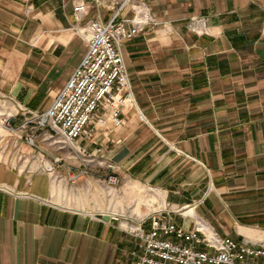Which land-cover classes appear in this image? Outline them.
<instances>
[{"label":"crops","instance_id":"obj_1","mask_svg":"<svg viewBox=\"0 0 264 264\" xmlns=\"http://www.w3.org/2000/svg\"><path fill=\"white\" fill-rule=\"evenodd\" d=\"M77 1L0 0V90L31 111L45 112L81 63L88 22L109 21L125 0H80L88 10L79 18ZM133 2L152 18L121 44L135 106L76 145L113 163L109 174L127 186L148 188L157 198L148 205L177 224L189 204L182 211L221 237L260 245L264 0ZM133 15L127 4L118 18ZM192 16L204 17V33L189 27ZM0 184L9 187L0 189V264H138L141 248L124 222L140 220L120 218L104 198L60 206L47 170L2 159Z\"/></svg>","mask_w":264,"mask_h":264},{"label":"built area","instance_id":"obj_2","mask_svg":"<svg viewBox=\"0 0 264 264\" xmlns=\"http://www.w3.org/2000/svg\"><path fill=\"white\" fill-rule=\"evenodd\" d=\"M127 4L134 15L119 19L120 11ZM87 10L83 2H76L77 18ZM151 19L147 6L133 0H125L109 21L91 19L87 25V52L45 112L31 111L0 90V126L5 129V133L0 134V159L6 160L1 154L15 151L12 147L18 145V140L24 137L22 132L33 124L36 130L48 128L59 134L93 160L92 152L76 144L82 138H91L97 124L105 125L108 120L115 125L122 124V109L135 106L121 44L133 38ZM188 25L198 34L206 31L204 17L192 16ZM7 106L14 107L15 112L9 113ZM25 138L38 147L33 136ZM102 151L101 147L97 148V152ZM39 155L38 160L45 159L44 153ZM102 162L108 169L115 168L104 156ZM104 181L115 187L121 179L111 173ZM0 189L9 187L0 184ZM188 207L193 206L187 204L177 210L183 219L181 224H177L166 209L153 211L138 223L125 221L124 228L134 235L141 248V252L136 253L138 264H264V240L255 245L245 239L223 238L196 215L182 211ZM146 222L150 223L149 228L144 227ZM187 222L192 226L188 227Z\"/></svg>","mask_w":264,"mask_h":264},{"label":"rangeland","instance_id":"obj_3","mask_svg":"<svg viewBox=\"0 0 264 264\" xmlns=\"http://www.w3.org/2000/svg\"><path fill=\"white\" fill-rule=\"evenodd\" d=\"M11 109L15 110L14 107L7 106L8 112L13 113ZM33 126L30 124L27 130L22 132L24 137L18 140L17 146L12 147L15 151L11 154H1V157L8 159L17 167L47 170L53 179L51 199L58 205L67 208H81L82 204L91 198L95 203L94 196L96 195L104 198L105 208L108 207L110 211L121 214L120 218H131L135 222L143 219V215L150 209L159 210L158 205H148V201L150 203L157 201L156 195L148 188L138 183L137 188L133 185L127 186L125 181H120L115 187L108 186L104 180L109 175V171L106 164L102 162V158L95 157L92 160L74 144L65 142L59 134L48 128L36 130ZM3 133L5 129L0 126V134ZM28 136H33L38 147L26 140L25 137ZM40 153H44V160H38ZM47 162L52 165V169L48 168ZM73 175L79 176L73 179L71 178ZM92 186L98 191L95 190L97 194L94 193L93 196L91 195ZM136 214L137 219H135Z\"/></svg>","mask_w":264,"mask_h":264},{"label":"bare ground","instance_id":"obj_4","mask_svg":"<svg viewBox=\"0 0 264 264\" xmlns=\"http://www.w3.org/2000/svg\"><path fill=\"white\" fill-rule=\"evenodd\" d=\"M14 112H15V110H14ZM9 113H11V112H9ZM46 165L48 166V168H50V169H52L53 167H52V165L50 164V163H46Z\"/></svg>","mask_w":264,"mask_h":264},{"label":"water","instance_id":"obj_5","mask_svg":"<svg viewBox=\"0 0 264 264\" xmlns=\"http://www.w3.org/2000/svg\"><path fill=\"white\" fill-rule=\"evenodd\" d=\"M110 217H111V216H110L109 214H105V215H104V218H105V219H109Z\"/></svg>","mask_w":264,"mask_h":264}]
</instances>
